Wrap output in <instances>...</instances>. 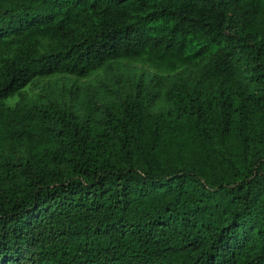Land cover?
Wrapping results in <instances>:
<instances>
[{
    "label": "trees",
    "instance_id": "obj_1",
    "mask_svg": "<svg viewBox=\"0 0 264 264\" xmlns=\"http://www.w3.org/2000/svg\"><path fill=\"white\" fill-rule=\"evenodd\" d=\"M0 264H264V0H0Z\"/></svg>",
    "mask_w": 264,
    "mask_h": 264
},
{
    "label": "rangeland",
    "instance_id": "obj_2",
    "mask_svg": "<svg viewBox=\"0 0 264 264\" xmlns=\"http://www.w3.org/2000/svg\"><path fill=\"white\" fill-rule=\"evenodd\" d=\"M126 63L128 67H133L134 69H146L147 71H153L147 67H143L140 63L136 62H123ZM121 65V63H115L114 69L116 73V69ZM114 74H110L108 76L104 71H99L97 74H94L87 78H80L77 79L75 76L67 75V76H61V74H55L51 77L45 76L47 78L39 77L37 81H35L34 84H32L29 88L26 90V95L28 97H39L42 98H68L70 96L69 91H72L74 86H81L79 89L76 90V92L73 94V96H76V93L78 94H85L88 91H93L101 84L102 81H105L106 83L112 82V78L117 81L119 78L118 76L113 77ZM41 78V79H40ZM72 79V81H70ZM77 81V82H74ZM25 91V90H24ZM19 95H15L14 97L7 100L9 104H14L15 100Z\"/></svg>",
    "mask_w": 264,
    "mask_h": 264
}]
</instances>
